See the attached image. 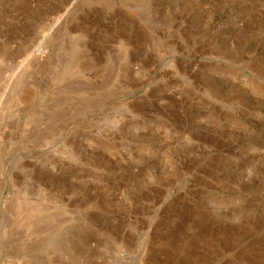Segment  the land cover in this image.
<instances>
[{"label": "rangeland", "instance_id": "374dc122", "mask_svg": "<svg viewBox=\"0 0 264 264\" xmlns=\"http://www.w3.org/2000/svg\"><path fill=\"white\" fill-rule=\"evenodd\" d=\"M0 264H264V0H0Z\"/></svg>", "mask_w": 264, "mask_h": 264}, {"label": "bare ground", "instance_id": "6f19581e", "mask_svg": "<svg viewBox=\"0 0 264 264\" xmlns=\"http://www.w3.org/2000/svg\"><path fill=\"white\" fill-rule=\"evenodd\" d=\"M0 193H2V189H0Z\"/></svg>", "mask_w": 264, "mask_h": 264}]
</instances>
